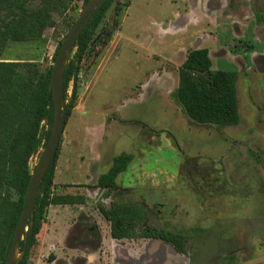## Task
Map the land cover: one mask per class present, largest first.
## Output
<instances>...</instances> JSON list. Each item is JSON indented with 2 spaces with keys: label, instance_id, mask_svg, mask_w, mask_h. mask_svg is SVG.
Returning a JSON list of instances; mask_svg holds the SVG:
<instances>
[{
  "label": "rangeland",
  "instance_id": "374dc122",
  "mask_svg": "<svg viewBox=\"0 0 264 264\" xmlns=\"http://www.w3.org/2000/svg\"><path fill=\"white\" fill-rule=\"evenodd\" d=\"M232 1L230 9H237L241 0ZM258 1L264 2L255 0L256 6ZM228 2L112 0L79 64L75 85L69 82L64 97L65 126L54 192L84 196V209L96 215L98 208L109 207L110 192L87 187L94 184V168L99 165L97 173H105L114 156L132 153L133 161L116 183L134 186L133 192L117 199L148 206L163 203L172 216L163 228L190 236L189 254L178 257L170 245L155 239L84 236V225L65 219L62 229L74 226L73 235L50 237L43 223L29 252V264H264V171H259L261 177L251 173L254 162L246 149L264 168V155L254 150H264V133L259 128L249 135L251 114L245 101L252 95L264 107V84L261 73L255 72L264 64V24L258 28L261 35L255 34L251 28L255 22L246 17L251 13L232 16L222 11L229 8ZM242 2L248 10L250 0ZM83 6L82 0H73L66 15L40 39L9 41L1 58L27 63L44 75L53 65L58 42ZM236 34L245 39L231 40ZM252 37L255 41L248 40ZM197 48H207L212 70L235 74L237 127L195 123L176 102L178 67L187 52ZM257 53L258 59L252 57ZM163 70L167 75L156 79ZM74 89L73 107L67 114ZM46 129L44 125L41 139ZM42 148L30 157V172ZM246 192L249 202L242 198ZM141 213L145 224L161 228Z\"/></svg>",
  "mask_w": 264,
  "mask_h": 264
},
{
  "label": "trees",
  "instance_id": "16d2710c",
  "mask_svg": "<svg viewBox=\"0 0 264 264\" xmlns=\"http://www.w3.org/2000/svg\"><path fill=\"white\" fill-rule=\"evenodd\" d=\"M112 0H106L80 31L63 73L64 97L70 81L75 85L81 63L95 30L101 23ZM73 0H0V264L9 251L10 237L18 221L23 196L30 177L28 162L47 141L53 121V103L49 90L52 66L44 75L32 71L31 65L1 58L7 42L35 41L57 19L70 10ZM87 0H82L85 5ZM71 23H69L70 26ZM60 41L54 54L55 60ZM176 102L189 119L198 124L231 126L239 122L235 74L212 70L206 48L192 49L178 67V85L173 92ZM75 99V89L67 104V114ZM46 125L42 139L40 132ZM43 141V143H42ZM56 151L39 187L34 204L33 221L26 244L17 264H29V252L36 242L50 205L83 204L84 196L57 194L52 191ZM133 159L131 153L121 152L100 175L94 186L111 191L117 176ZM99 209V208H98ZM99 212L109 223L110 237L116 240L154 238L172 245L178 253H186L188 236L184 233L159 230L145 224L140 208L134 203H112ZM137 230H139L137 232Z\"/></svg>",
  "mask_w": 264,
  "mask_h": 264
},
{
  "label": "water",
  "instance_id": "95a60500",
  "mask_svg": "<svg viewBox=\"0 0 264 264\" xmlns=\"http://www.w3.org/2000/svg\"><path fill=\"white\" fill-rule=\"evenodd\" d=\"M105 1L106 0H87L80 14L68 28L60 42L49 78V90L51 92L53 103V121L50 133L46 143L39 153L34 169L30 172V177L23 196L21 212L10 237V244L8 245L9 251L5 255L2 264H17L22 257L23 250L19 252L18 247L21 241H23L25 245L28 240L33 221L36 196L42 178L56 154L65 126L66 105L63 89V73L68 60V55L71 53L80 31ZM18 253L20 255L19 257H17Z\"/></svg>",
  "mask_w": 264,
  "mask_h": 264
},
{
  "label": "flooded vegetation",
  "instance_id": "af4514ba",
  "mask_svg": "<svg viewBox=\"0 0 264 264\" xmlns=\"http://www.w3.org/2000/svg\"><path fill=\"white\" fill-rule=\"evenodd\" d=\"M232 0H231V2L229 3L228 2V5L227 6H229V8H224L223 7V10L222 11H224V12H226V13H230L232 16L234 15V14H236V16L239 18V15L241 14V13H243V12H246V11H249L250 13H251V15H247L246 17H252V19H253V21L255 22V27H251L252 28V31L253 32H255V34H259V35H261V32L259 31L260 29H258L260 26H261V24H264V2L261 4L259 1H258V6H260V7H258V6H256V4H255V0H250V4H249V9L248 10H246V8H245V6L243 5V2H242V0L240 1V3H238L237 4V6L236 7H238L237 9H230V4L232 5ZM227 6H225V7H227ZM263 27H264V25H263ZM235 28H239V26H235ZM263 31V30H262ZM245 39V37H243V36H241L240 34H236V35H233L232 36V38H231V40L232 39ZM247 39V38H246ZM248 40H252V41H255L254 40V38L252 37V39H248ZM197 49H200V48H197ZM207 49V48H206ZM192 50V49H191ZM227 53L231 56V57H233L232 56V54L229 52V51H227ZM252 55V54H251ZM260 54H258L257 53V55H252V57L254 56V57H256L257 59H258V57L257 56H259ZM208 56H209V51H208ZM236 57V56H235ZM257 59H255L254 58V60L257 62ZM183 62V61H182ZM263 63V62H262ZM261 68V71L259 72V69ZM264 64H262V65H260V67H257V69L255 70V72H258V73H261L260 74V76H261V81H262V83L264 84ZM238 99V98H237ZM245 101H247V103H248V106H249V108H250V114H251V116H250V122H251V128L249 129V131H252V133L251 132H248L249 133V135H252L253 133H255V134H257L259 131H258V129L260 128V129H262L263 130V133H264V107H262V106H260L259 104H257L256 103V100L253 98V96L252 95H249L248 97H247V99L245 100ZM238 110H239V108H238ZM239 119H240V114H239ZM240 122V121H239ZM239 122H238V124H239ZM238 124H236V125H231V126H228V127H237L238 126ZM243 133V132H242ZM258 139H259V141L260 142H262L260 139L261 138H259L258 137ZM244 142H247L248 143V141H244ZM242 144H243V142H241ZM262 143H264V142H262ZM249 144V143H248ZM244 145V144H243ZM249 145H251V144H249ZM252 146V145H251ZM252 148V147H251ZM247 149V157L248 158H252L253 159V162H254V164H251V166H252V168L251 169H253L252 170V172L251 173H253V174H255V175H257V176H260L261 177V173H259V171L260 172H263L264 171V168H263V166L260 164L259 166L258 165H256V163H255V161H254V158L253 157H251L250 156V152H248V148H246ZM253 149V148H252ZM255 150V153H257V154H259V155H264V150H260V149H254ZM121 153V152H120ZM125 153H128V152H125ZM132 154V153H131ZM118 155V154H117ZM133 155V154H132ZM256 155V154H255ZM132 161H133V159H132ZM131 161V162H132ZM130 162V163H131ZM111 164H112V161H111V163H109V167L111 166ZM99 166V165H98ZM98 166H96L95 168H94V171H96L97 172V168H98ZM129 166V165H128ZM257 166H258V168H257ZM109 167L107 168V170L109 169ZM204 170V168H202L200 171H203ZM126 171V170H125ZM124 171V172H125ZM107 172V171H106ZM123 173V172H122ZM102 174H104V173H99L98 174V176H96V179H95V181H94V184L93 185H88L87 187H89V186H94L95 185V183H96V181H97V179H98V177L100 176V175H102ZM128 183H129V181H128ZM133 187L134 186H130V185H127V186H120V183L119 184H117L116 183V185H115V187L111 190V191H108L107 189H102V188H99V187H94L95 189H97V190H102V191H107V192H110V195H109V197H108V206H110L112 203H114V202H116V203H134V202H127L126 200H121V199H117L119 196H121V197H124V196H130V194L133 192L132 190H133ZM247 194L245 195V194H243V196H242V198L244 199V201H246V202H249L250 201V192H246ZM142 195V194H141ZM136 203H138L139 205V207H140V209L142 210V211H144V213H147V216H148V219H150V220H152V221H154V222H157V224H159V226L161 227V228H159V227H155V228H157V229H159V230H165V231H170V232H178V233H184V232H180V231H176V230H173V229H165V228H163L164 227V225H166V220H170V219H172V216H171V213L170 212H166V211H164V204L163 203H157V204H152L151 206L149 205H146L145 203H140V202H137L136 201ZM136 203H134V204H136ZM141 204V205H140ZM142 207L144 208V209H142ZM98 211H99V209H98ZM101 214V213H100ZM233 220H234V218H233ZM233 222V221H232ZM232 222H230V223H232ZM162 225V226H161ZM152 227H154V226H152ZM228 227V226H227ZM230 230H232L231 228H230V226L228 227ZM82 232H83V235L84 236H99L98 234H96V233H94L93 231H92V227H90V226H87V227H85V228H83V230H82ZM226 232V231H225ZM78 234V233H77ZM81 233H79V235H80ZM185 234V233H184ZM187 235V234H186ZM80 236H82V234L80 235ZM188 236V235H187ZM226 236V235H225ZM229 237L230 236H232L231 235V232H229V235H228ZM145 239H154V238H145ZM155 240H159V239H155ZM190 240V236H188V241ZM159 241H161V240H159ZM188 241H187V243H188ZM162 242V241H161ZM162 243H164V242H162ZM164 244H166V245H170V244H168V243H164ZM171 247H172V245H170ZM172 250H174V248L172 247ZM174 252L175 253H173L174 255L176 254V253H178V252H176L175 250H174ZM187 253L189 254V252H188V250H187V244H186V253H184V254H181V253H178V254H180V255H178V254H176V256H178V257H180L181 255H183V256H185V255H187Z\"/></svg>",
  "mask_w": 264,
  "mask_h": 264
},
{
  "label": "crops",
  "instance_id": "0c3cea01",
  "mask_svg": "<svg viewBox=\"0 0 264 264\" xmlns=\"http://www.w3.org/2000/svg\"><path fill=\"white\" fill-rule=\"evenodd\" d=\"M153 75H152V78H153ZM160 75L165 76V75H167V72L165 70H163L162 73L156 74V79H158L160 77ZM163 76H162V78H163ZM94 173H95L94 177L96 179V176H98L99 173H97L96 171H94ZM85 176H87V175H85ZM53 180H54V178H53ZM52 191L54 192L53 188H52ZM57 194H67V193L58 192ZM71 195H79V194H71ZM85 202H86V198H85ZM85 202L83 204H73V205H60V204L50 205L47 209L45 222H44L45 231H47L46 229H49V231H51L50 237L63 236V235L65 236V233L68 234L67 236L73 235L72 229L74 226H71L70 228H66L65 231H63V229H62L63 223L62 222H64L65 219H69L71 224H72L71 220L75 219V220H77L76 225L77 226H78V224L84 225V226H82L84 228L87 226H90V227H92V231L94 233L98 234L99 236L110 235L108 222L106 220L102 219L100 212H98L95 215L92 212L86 211L84 209ZM71 206H78V209H74ZM103 223H104V225H106V229L105 228L103 229V226H102ZM61 229H62V231H61ZM112 240L113 241H120V240H116V239H112Z\"/></svg>",
  "mask_w": 264,
  "mask_h": 264
}]
</instances>
